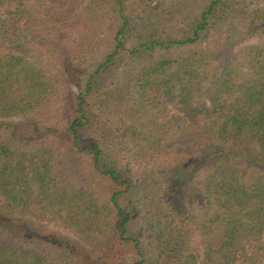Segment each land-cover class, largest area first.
Here are the masks:
<instances>
[{
    "label": "trees",
    "instance_id": "1",
    "mask_svg": "<svg viewBox=\"0 0 264 264\" xmlns=\"http://www.w3.org/2000/svg\"><path fill=\"white\" fill-rule=\"evenodd\" d=\"M230 2L0 0V264H264V8Z\"/></svg>",
    "mask_w": 264,
    "mask_h": 264
},
{
    "label": "rangeland",
    "instance_id": "2",
    "mask_svg": "<svg viewBox=\"0 0 264 264\" xmlns=\"http://www.w3.org/2000/svg\"><path fill=\"white\" fill-rule=\"evenodd\" d=\"M148 8L152 9L154 13H159L165 17L162 21L166 20L169 17L170 12L176 13L179 10L188 11L191 10L193 7H196L198 4V0H148ZM231 6H245L247 10H254L255 8H264V0H231L230 2ZM187 8V10H186ZM158 14V15H159ZM162 17V18H163ZM143 21L145 19L136 18L137 24L143 25ZM158 21H161L159 19ZM135 35L130 36L127 39V47L133 48L135 44ZM123 64V63H122ZM77 81H75L73 87L74 89L77 87L76 85ZM43 224L47 225L50 228H56L60 232L68 235H72V233L66 228L63 224H55V222H42Z\"/></svg>",
    "mask_w": 264,
    "mask_h": 264
}]
</instances>
